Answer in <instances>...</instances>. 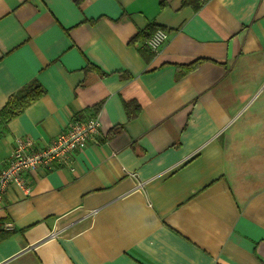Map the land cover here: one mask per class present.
<instances>
[{
    "label": "crops",
    "instance_id": "1",
    "mask_svg": "<svg viewBox=\"0 0 264 264\" xmlns=\"http://www.w3.org/2000/svg\"><path fill=\"white\" fill-rule=\"evenodd\" d=\"M34 80L0 171L18 139L101 134L6 191L0 264H264V0H0V111Z\"/></svg>",
    "mask_w": 264,
    "mask_h": 264
},
{
    "label": "built area",
    "instance_id": "2",
    "mask_svg": "<svg viewBox=\"0 0 264 264\" xmlns=\"http://www.w3.org/2000/svg\"><path fill=\"white\" fill-rule=\"evenodd\" d=\"M166 40L167 33L158 30L148 42V47L157 53ZM101 126L99 115H89L72 121L49 145L38 147L31 138L18 139L9 162L0 171V201L12 185L26 188L25 173L54 163L70 165L78 152L97 142ZM25 190L28 192L29 188Z\"/></svg>",
    "mask_w": 264,
    "mask_h": 264
},
{
    "label": "trees",
    "instance_id": "3",
    "mask_svg": "<svg viewBox=\"0 0 264 264\" xmlns=\"http://www.w3.org/2000/svg\"><path fill=\"white\" fill-rule=\"evenodd\" d=\"M204 4V0H183V7L192 6L196 10H199ZM160 29L155 23L149 24L145 30L141 31L136 38L131 41V44H135L139 41L145 43L147 51H150L148 42ZM46 94V90L39 83L38 80L32 81L25 88L21 89L15 95L11 96L5 107L0 111V133H3L8 123L18 117L24 112L26 108L41 99ZM1 225V222H0ZM9 234V233H8ZM0 235L2 238L6 237L5 233H2L0 229Z\"/></svg>",
    "mask_w": 264,
    "mask_h": 264
}]
</instances>
